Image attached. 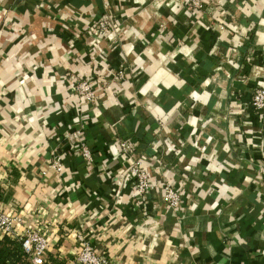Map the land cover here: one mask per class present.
<instances>
[{
    "label": "crops",
    "instance_id": "0c3cea01",
    "mask_svg": "<svg viewBox=\"0 0 264 264\" xmlns=\"http://www.w3.org/2000/svg\"><path fill=\"white\" fill-rule=\"evenodd\" d=\"M103 13L128 29L98 41ZM262 84L264 0H0V203L68 264L75 234L111 264H264ZM122 138L180 210L136 192Z\"/></svg>",
    "mask_w": 264,
    "mask_h": 264
},
{
    "label": "built area",
    "instance_id": "2783aa9c",
    "mask_svg": "<svg viewBox=\"0 0 264 264\" xmlns=\"http://www.w3.org/2000/svg\"><path fill=\"white\" fill-rule=\"evenodd\" d=\"M185 5L196 10L197 13L205 11L209 7L216 6L218 0H183ZM104 26V23L99 21L95 25L93 32L97 28ZM108 34L110 31H105ZM112 32L109 33L112 34ZM100 31L96 39L101 41V36H105ZM72 92L78 97H83L87 104H95L98 100V95L93 89L89 81L74 80ZM252 105L257 111H264V84L257 88L252 93ZM79 136V133L74 134ZM120 150L123 156L130 162V173L135 178V190L139 195H149L150 193L158 192L161 194L169 209L180 210L183 204L181 193L170 183H155L150 179L146 168L143 166L139 158L135 146L126 138L119 139ZM85 161H93V153L85 144H80V149L77 151ZM53 166L58 172H63L65 165L61 157H55ZM11 211H8L0 203V238L9 237L22 246V250L28 261L31 264H45L49 260L51 248L53 246L52 237L45 233L44 227L34 218L32 214L19 211L11 206ZM74 242L79 244L78 255L75 264H111L109 259L100 256L96 248L87 241L82 235H71Z\"/></svg>",
    "mask_w": 264,
    "mask_h": 264
},
{
    "label": "trees",
    "instance_id": "16d2710c",
    "mask_svg": "<svg viewBox=\"0 0 264 264\" xmlns=\"http://www.w3.org/2000/svg\"><path fill=\"white\" fill-rule=\"evenodd\" d=\"M0 264H31L19 242L9 238H0ZM45 264H68L65 260L50 254Z\"/></svg>",
    "mask_w": 264,
    "mask_h": 264
},
{
    "label": "rangeland",
    "instance_id": "374dc122",
    "mask_svg": "<svg viewBox=\"0 0 264 264\" xmlns=\"http://www.w3.org/2000/svg\"><path fill=\"white\" fill-rule=\"evenodd\" d=\"M99 21H101V23H104V26H101V28H99V30L96 28L95 31H101L102 34H105L106 33L105 31H110V32L113 31V33H114V31H125L126 29H128V26L124 21L117 19L115 17H112V16L108 15L107 13H103L102 17H100V19H98L95 22L94 26L92 27V30L95 28L96 24H99ZM124 24H126V25H124ZM109 33L105 34V36H101V41L108 39ZM125 70H126L125 68H122V69L119 68L117 71H118L119 75L124 76ZM106 86L107 85L105 83L103 88ZM220 86L224 87V85H220ZM81 98L83 99V97H81ZM84 101H86V100L84 99Z\"/></svg>",
    "mask_w": 264,
    "mask_h": 264
}]
</instances>
